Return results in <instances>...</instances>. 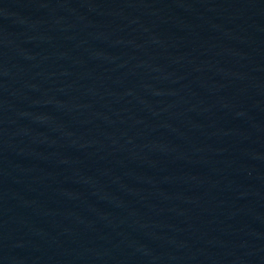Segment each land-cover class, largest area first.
I'll list each match as a JSON object with an SVG mask.
<instances>
[{"label": "water", "instance_id": "obj_1", "mask_svg": "<svg viewBox=\"0 0 264 264\" xmlns=\"http://www.w3.org/2000/svg\"><path fill=\"white\" fill-rule=\"evenodd\" d=\"M0 264H264V0H0Z\"/></svg>", "mask_w": 264, "mask_h": 264}]
</instances>
